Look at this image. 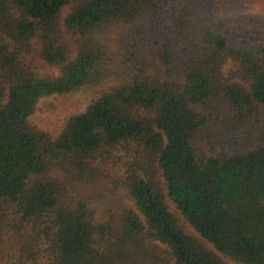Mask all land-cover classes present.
I'll list each match as a JSON object with an SVG mask.
<instances>
[{
    "label": "trees",
    "instance_id": "1",
    "mask_svg": "<svg viewBox=\"0 0 264 264\" xmlns=\"http://www.w3.org/2000/svg\"><path fill=\"white\" fill-rule=\"evenodd\" d=\"M246 1L0 0V264H264ZM84 87L56 134L33 122Z\"/></svg>",
    "mask_w": 264,
    "mask_h": 264
},
{
    "label": "rangeland",
    "instance_id": "2",
    "mask_svg": "<svg viewBox=\"0 0 264 264\" xmlns=\"http://www.w3.org/2000/svg\"><path fill=\"white\" fill-rule=\"evenodd\" d=\"M243 9L247 13L264 15V2L246 1L243 3ZM225 36L240 43H260L263 41L260 28L251 25L231 24L225 29ZM95 93L96 88L84 87L81 91L74 94L44 98L32 116V120L37 126L49 131L51 134H56L65 119L72 113L84 110ZM171 205L175 209L173 204ZM189 231L193 232L191 228H189ZM207 245L212 248L210 244L207 243ZM221 256L229 264H242L226 256Z\"/></svg>",
    "mask_w": 264,
    "mask_h": 264
}]
</instances>
